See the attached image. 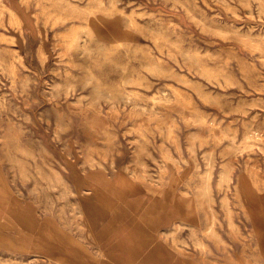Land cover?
I'll return each mask as SVG.
<instances>
[{
  "label": "rangeland",
  "instance_id": "1",
  "mask_svg": "<svg viewBox=\"0 0 264 264\" xmlns=\"http://www.w3.org/2000/svg\"><path fill=\"white\" fill-rule=\"evenodd\" d=\"M260 260L264 0H0V264Z\"/></svg>",
  "mask_w": 264,
  "mask_h": 264
},
{
  "label": "bare ground",
  "instance_id": "2",
  "mask_svg": "<svg viewBox=\"0 0 264 264\" xmlns=\"http://www.w3.org/2000/svg\"><path fill=\"white\" fill-rule=\"evenodd\" d=\"M74 5V4H73ZM78 8V7H77ZM257 10V9H256ZM89 12V11H88ZM258 15V14H257ZM198 19V18H197ZM223 31V30H222ZM227 32V31H226ZM233 33V32H232ZM213 55V54H212ZM192 75V74H191ZM187 78V77H186ZM189 80V79H188ZM190 84V83H189ZM61 85V84H60ZM17 95V94H16ZM60 96V95H59ZM60 98V97H59ZM158 101V100H157ZM212 102V101H211ZM175 103V102H174ZM213 103V102H212ZM71 104V103H70ZM11 109V108H10ZM14 115V114H13ZM256 121V120H255ZM217 134V133H216ZM220 135V134H219ZM21 149H22V147H21ZM209 164V163H208ZM30 172V171H29ZM230 172L231 171H229V169H226V168H224L221 172H220V181H227V180H229V178H230ZM257 173V172H256ZM212 174H211V169H209L207 172H206V175H205V177L204 178H206V181L207 180H209L210 179V176H211ZM258 175V174H257ZM259 176V175H258ZM260 178H261V176H260ZM204 181H205V179H204ZM208 182V181H207ZM204 183V182H203ZM209 183V182H208ZM207 183V184H208ZM206 184V183H205ZM210 184V183H209ZM203 186V185H202ZM201 186V187H202ZM207 187V186H206ZM203 189V188H202ZM204 189H206V188H204ZM210 189H211V186H210ZM201 191V190H200ZM202 193V192H201ZM207 195V194H206ZM200 197V196H199ZM202 197V196H201ZM200 197V198H201ZM204 197V196H203ZM209 198H211V197H209ZM208 201V200H207ZM206 201V203L208 204V202ZM208 206H210V205H208ZM207 208H209V207H207ZM229 210V209H228ZM228 210H227V212H228ZM229 212H230V210H229ZM227 214V213H226ZM230 214V213H229ZM230 217V216H229ZM230 218H232V217H230ZM229 218V219H230ZM212 220V219H211ZM231 220V219H230ZM148 221H149V219H148ZM211 222V221H210ZM213 222V221H212ZM228 222V221H227ZM210 224V223H209ZM235 224V223H234ZM211 226V225H210ZM209 226V227H210ZM153 227V226H152ZM211 227H213V224H212V226ZM155 229V228H154ZM210 229V228H209ZM212 229V228H211ZM210 232V230H208V233ZM162 233V232H161ZM211 234H214V233H211ZM161 236V235H160ZM244 247V246H243ZM246 247V246H245ZM247 248V247H246ZM173 249V248H172ZM248 249V248H247ZM246 250V249H245ZM256 253V252H255ZM254 253V254H255ZM256 257V256H255ZM246 259V258H245ZM252 259V258H251ZM261 259V258H260ZM254 261V260H253ZM260 262H264V260H260Z\"/></svg>",
  "mask_w": 264,
  "mask_h": 264
}]
</instances>
